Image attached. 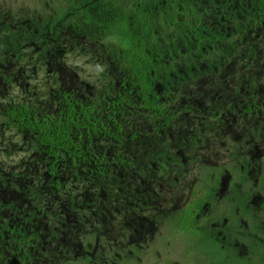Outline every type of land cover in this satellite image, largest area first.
Masks as SVG:
<instances>
[{
	"label": "flooded vegetation",
	"instance_id": "flooded-vegetation-1",
	"mask_svg": "<svg viewBox=\"0 0 264 264\" xmlns=\"http://www.w3.org/2000/svg\"><path fill=\"white\" fill-rule=\"evenodd\" d=\"M0 264H264V0H0Z\"/></svg>",
	"mask_w": 264,
	"mask_h": 264
}]
</instances>
